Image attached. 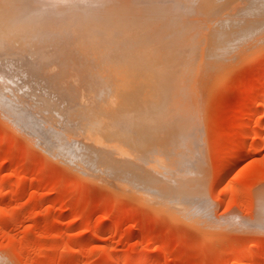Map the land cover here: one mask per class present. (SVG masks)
<instances>
[{"label": "bare ground", "instance_id": "bare-ground-1", "mask_svg": "<svg viewBox=\"0 0 264 264\" xmlns=\"http://www.w3.org/2000/svg\"><path fill=\"white\" fill-rule=\"evenodd\" d=\"M160 1L0 0V120L46 157L198 225L206 202L182 184L195 162L186 109L264 39V0L225 14L231 0H204L209 24Z\"/></svg>", "mask_w": 264, "mask_h": 264}, {"label": "rangeland", "instance_id": "rangeland-1", "mask_svg": "<svg viewBox=\"0 0 264 264\" xmlns=\"http://www.w3.org/2000/svg\"><path fill=\"white\" fill-rule=\"evenodd\" d=\"M236 1L220 13L247 3ZM203 3L159 5L213 23ZM256 47L213 72L186 109L196 165L182 184L206 202L198 225L46 157L0 120V264H264V39Z\"/></svg>", "mask_w": 264, "mask_h": 264}]
</instances>
